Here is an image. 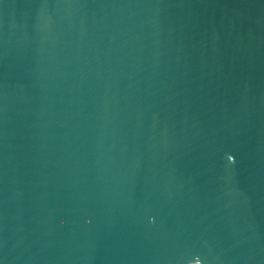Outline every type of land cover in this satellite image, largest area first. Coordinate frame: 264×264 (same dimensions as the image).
<instances>
[{
  "label": "water",
  "instance_id": "1",
  "mask_svg": "<svg viewBox=\"0 0 264 264\" xmlns=\"http://www.w3.org/2000/svg\"><path fill=\"white\" fill-rule=\"evenodd\" d=\"M0 264H264V0H0Z\"/></svg>",
  "mask_w": 264,
  "mask_h": 264
},
{
  "label": "snow or ice",
  "instance_id": "2",
  "mask_svg": "<svg viewBox=\"0 0 264 264\" xmlns=\"http://www.w3.org/2000/svg\"><path fill=\"white\" fill-rule=\"evenodd\" d=\"M229 159H231V157H229Z\"/></svg>",
  "mask_w": 264,
  "mask_h": 264
}]
</instances>
